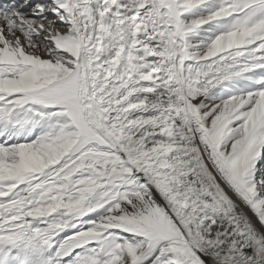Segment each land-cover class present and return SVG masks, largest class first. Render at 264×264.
<instances>
[{"label": "snow or ice", "instance_id": "1", "mask_svg": "<svg viewBox=\"0 0 264 264\" xmlns=\"http://www.w3.org/2000/svg\"><path fill=\"white\" fill-rule=\"evenodd\" d=\"M0 264H264V0H0Z\"/></svg>", "mask_w": 264, "mask_h": 264}]
</instances>
